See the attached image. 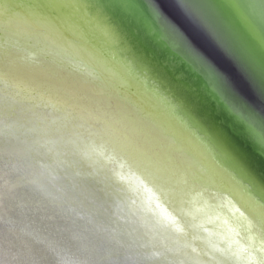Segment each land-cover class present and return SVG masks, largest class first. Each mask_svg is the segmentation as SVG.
Wrapping results in <instances>:
<instances>
[{
    "label": "water",
    "instance_id": "obj_1",
    "mask_svg": "<svg viewBox=\"0 0 264 264\" xmlns=\"http://www.w3.org/2000/svg\"><path fill=\"white\" fill-rule=\"evenodd\" d=\"M19 48L44 64L38 84L89 88L149 124L195 185L186 195L210 206L216 222L204 232L244 260L264 257V0H0V51L12 59ZM16 145L0 137V264H65L74 250L120 264L95 229L102 212ZM82 206L94 223L77 215Z\"/></svg>",
    "mask_w": 264,
    "mask_h": 264
},
{
    "label": "bare ground",
    "instance_id": "obj_2",
    "mask_svg": "<svg viewBox=\"0 0 264 264\" xmlns=\"http://www.w3.org/2000/svg\"><path fill=\"white\" fill-rule=\"evenodd\" d=\"M101 45L105 46L103 41ZM19 50L21 57L10 56L12 59L0 51V61L4 62L0 69V137L17 144L18 151L29 149L33 162L54 180L56 174L65 175L73 198L88 201L91 208L102 212L105 222L94 224L95 229L120 250V264H237L230 262L236 252L220 247L210 231L204 232V227L216 222L210 206L206 208L186 195L195 185L181 173L176 155H168L164 141L153 137L146 127L149 124L144 126L138 115V120L129 117L114 104L108 107L106 97L102 96V101L98 97L100 90L95 99L84 92L89 88L74 93L69 85L56 86L53 80L43 79L38 84L44 64L34 59L32 50ZM47 57L78 77L92 74L87 68L86 73L69 68V60L64 65L59 58ZM59 75L57 72V79ZM162 106L170 113V107ZM176 175L182 181L174 179ZM195 189L209 204L219 200L214 191ZM222 203L214 206L227 212ZM77 215L95 222L83 206ZM197 244L205 250L203 256L197 253ZM209 251L211 256L206 253ZM64 259L65 264H106L117 258L99 253L93 258L74 250ZM242 262L264 264V257Z\"/></svg>",
    "mask_w": 264,
    "mask_h": 264
},
{
    "label": "rangeland",
    "instance_id": "obj_3",
    "mask_svg": "<svg viewBox=\"0 0 264 264\" xmlns=\"http://www.w3.org/2000/svg\"><path fill=\"white\" fill-rule=\"evenodd\" d=\"M91 143V142H90ZM90 146H94V144H90ZM93 148V147H92ZM95 154H100L99 152H98V150H96V149H94L93 148V150H92ZM94 155V154H93ZM95 156V155H94ZM93 156V157H94ZM96 157V156H95ZM114 211H117V210H115V209H113ZM203 228H202V226H201V230H202ZM191 239V238H190ZM197 239L198 238H195L194 240H196L197 241ZM193 240V241H194ZM198 243V242H197ZM210 247H212L211 249L212 250H214L213 248H214V246L213 245H210ZM196 251H197V253H199L200 255H204L205 254V250H202V249H200L199 248V245L197 244V246H196ZM214 253L215 252H217V249H215L214 251H213ZM207 253V255L208 256H211L212 254H211V252L209 251V252H206ZM214 260V259H213ZM242 260H244L241 256H239L238 255V253L236 254V255H234L233 257H232V259L230 260V262L232 261V262H237V264H241V263H243L242 262ZM248 260V259H247Z\"/></svg>",
    "mask_w": 264,
    "mask_h": 264
}]
</instances>
